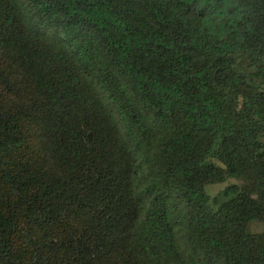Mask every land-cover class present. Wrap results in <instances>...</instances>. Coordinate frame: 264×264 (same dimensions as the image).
<instances>
[{"label":"trees","instance_id":"obj_1","mask_svg":"<svg viewBox=\"0 0 264 264\" xmlns=\"http://www.w3.org/2000/svg\"><path fill=\"white\" fill-rule=\"evenodd\" d=\"M254 222L264 0H0V264H264Z\"/></svg>","mask_w":264,"mask_h":264},{"label":"rangeland","instance_id":"obj_2","mask_svg":"<svg viewBox=\"0 0 264 264\" xmlns=\"http://www.w3.org/2000/svg\"><path fill=\"white\" fill-rule=\"evenodd\" d=\"M235 181H236V179H231V180L221 182V183L210 184L207 186V192L213 197L220 190H222L226 185H228L231 182H235ZM251 227H252V230L255 232H261L264 230V224L263 223L254 222V223H252Z\"/></svg>","mask_w":264,"mask_h":264}]
</instances>
